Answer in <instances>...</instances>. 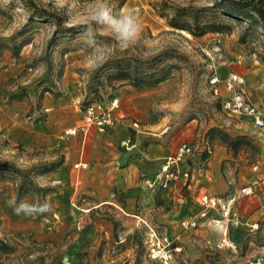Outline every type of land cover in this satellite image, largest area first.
Returning a JSON list of instances; mask_svg holds the SVG:
<instances>
[{
	"label": "rangeland",
	"instance_id": "rangeland-1",
	"mask_svg": "<svg viewBox=\"0 0 264 264\" xmlns=\"http://www.w3.org/2000/svg\"><path fill=\"white\" fill-rule=\"evenodd\" d=\"M34 2L59 16L63 28L75 26L78 30L59 33L54 19H33L21 0H0V164L28 174L34 167L59 162L66 156L69 161L57 170L59 175L34 178L39 194L27 200L47 201L52 210L43 215H16L8 205L15 197L14 184L0 180V242L14 250L9 255L0 252V264H163L148 256L150 228L169 237L171 264H249L264 256V184L256 196L241 198L237 203L241 223L231 230L239 247L234 253L216 248L219 233L213 229L184 230L180 225L202 210L198 190L203 187L209 194L215 183L197 188L195 201L201 207L197 213L172 214L171 223L163 222L160 215L166 209L159 208L155 198L145 204V211H139V220L112 204L94 208L99 202L90 194L93 182L79 175L75 165L83 143L85 153L93 155L94 144L102 145L105 140H117L118 150L129 154L130 163L147 143H162L146 133L166 130L165 135H170L175 144L172 155L182 144L190 143L198 146V158L202 160L209 130L219 128L234 138L247 136L255 149L234 156L218 141L210 143V165L204 167L212 169L214 156L223 150L224 159L217 171L227 186L223 195L210 194L227 197L253 178L264 181V133L255 130L250 120L225 113L221 104L227 91L220 84L216 95L210 84L213 74L221 79L240 74L246 79L248 96L264 108V31L248 29L247 21H228L232 28L229 33L196 38L170 28L159 13L163 4L204 8L211 7L215 0H110L117 10H137L142 22L137 41L121 48L114 34L101 26L94 24V35L85 34L90 17L81 7L84 0ZM69 4L76 11L71 19L66 11ZM101 36L110 40H102ZM94 40L98 45H109L107 54L94 52ZM17 50L19 56L15 57ZM165 51L179 56L170 61L177 69L169 80L154 87L113 82L112 88L97 72L112 57L147 60ZM46 88L53 93H43ZM116 100L119 123L112 132L104 133L105 138L67 135L83 122L88 107L97 104L110 108ZM58 123L67 124L57 138L59 145L43 148V135ZM139 136L149 139L132 148ZM181 167L186 170L185 165ZM0 174L8 171L0 168ZM47 188L53 193L43 200L40 190ZM176 206L183 211L184 206L175 203L172 210ZM256 224L259 229L252 231L251 226ZM176 247L179 250L174 251Z\"/></svg>",
	"mask_w": 264,
	"mask_h": 264
},
{
	"label": "crops",
	"instance_id": "crops-1",
	"mask_svg": "<svg viewBox=\"0 0 264 264\" xmlns=\"http://www.w3.org/2000/svg\"><path fill=\"white\" fill-rule=\"evenodd\" d=\"M48 123H50V120ZM66 125V123H58L57 127L53 125L50 129L48 127L46 134L43 135L44 140L42 147L45 149L56 148L60 143L57 138L66 129ZM97 130L90 129L88 132L90 137L103 138L105 136L104 133L108 134L113 131L102 132L99 129ZM146 134L148 136L160 138L162 143H147L143 146L139 156L130 163H128L129 154L121 153L118 150L117 140H105L102 145L94 144L93 155L87 152L85 153V143L80 146L79 158L75 162V165L78 166L79 170L77 172L79 175L86 176L88 181L94 183L90 184L92 187L90 194L94 195L99 202L94 208H98L101 205L112 204L120 208L125 215L141 220L142 216L139 215V211H145V204L151 203L156 198L159 204L158 207L166 209L165 213L160 215V220L171 223L172 214L173 217H175L174 214H194L201 209L195 201V194L199 185L203 184L204 186L210 187L212 183H215L216 187L214 189L211 188L212 192H209V194L223 195V193L227 191V186L222 180V175L217 171V166L221 165L224 159L223 150H220L219 155L214 156L212 169H205L202 160L198 158V152L196 153L194 159L195 161L199 160V163L194 162V159L192 160L191 167L194 165H196V167H192L193 180L190 185L186 186V189H182V186H185V181L183 179L172 182L166 189H161L159 187L155 190L150 189L145 181L157 178L165 160L172 156L175 144L172 138H170V135H165V131L160 134ZM87 135H84V137ZM148 139L147 136H139L137 144L133 145L132 148L138 147L142 141H148ZM66 149L70 150L71 148L68 147ZM68 161L69 158L66 156V158H64V164H68ZM72 164L73 163H71V165ZM209 165L210 163L208 160L206 167ZM80 167H83V169ZM257 169L258 166H255L254 170ZM58 172L56 171L45 177H52L55 174L59 175ZM143 175L145 178H143ZM199 192L202 193L206 191L201 187L198 190V193ZM111 197H114V199L112 200ZM174 203L184 206L183 211H178L177 206L172 210ZM239 232L240 230H237L236 236H239Z\"/></svg>",
	"mask_w": 264,
	"mask_h": 264
},
{
	"label": "trees",
	"instance_id": "trees-1",
	"mask_svg": "<svg viewBox=\"0 0 264 264\" xmlns=\"http://www.w3.org/2000/svg\"><path fill=\"white\" fill-rule=\"evenodd\" d=\"M31 11V17L37 20L54 19L59 33L76 32L75 26H65L59 16L49 9L35 3L34 0H21ZM159 13L166 19L170 28L180 32H187L193 37L200 38L208 34H225L231 31L228 21L249 23L248 29H262L264 31V0H215L211 7L196 8L194 6H160ZM102 40H110L109 37H100ZM171 51L147 60L129 56L112 57L107 59L98 69L100 76H105L110 87L114 88L113 82H121L120 86L130 85L137 88L154 87L170 79L172 72L177 66L170 64L172 59L179 56L171 55ZM18 57V50L14 52ZM43 93H53L50 89H44ZM218 141L223 144L228 152L237 156L242 151L255 149L253 142L247 136L231 137L219 128H211L208 132L207 149L203 159L209 157L208 148L210 143ZM64 160L50 164H43L34 167L30 173L26 174L21 170L0 164V168L7 170L8 174H0V180H9L14 184L15 198H34L38 193V188L34 178H40L56 172L63 165ZM53 193L52 188L40 190L43 200ZM0 252L9 255L14 252L9 244L1 241Z\"/></svg>",
	"mask_w": 264,
	"mask_h": 264
},
{
	"label": "built area",
	"instance_id": "built-area-1",
	"mask_svg": "<svg viewBox=\"0 0 264 264\" xmlns=\"http://www.w3.org/2000/svg\"><path fill=\"white\" fill-rule=\"evenodd\" d=\"M210 84L215 88L214 92L219 93L218 86L221 84L227 91V96L222 101V110L232 117L246 118L250 120L255 130L264 132V108L254 101L247 92V82L244 76L232 73L224 79L213 74ZM118 108L117 100L110 108L103 109L101 105L93 104L86 110L83 122L72 130L67 131V135L77 136L87 135L93 127L100 131L114 130L119 123L115 116V109ZM167 130L165 131V133ZM207 147L205 148V150ZM197 148L189 143L182 144L176 153L168 157L163 163L160 174L154 180H146V185L155 190L156 188L166 189L172 182L181 179L185 181V186L190 185L193 180L192 160L195 158ZM209 155L212 154L208 148ZM208 158L202 159V164H207ZM186 166V170L182 169ZM143 178L145 176L143 175ZM264 181L253 178L248 184L243 186L239 192L228 195L227 197L213 196L206 192L199 195V204L202 210L197 214L188 217L180 222L184 230H197L200 228H211L219 233L216 248L230 252H238L239 247L231 237V230L240 226V216L237 211V203L241 198L255 196ZM252 231L259 229V225H252ZM146 245H149L148 256L151 260H159L163 264H171L172 250L169 237L159 234L155 229L150 228V233ZM178 248H174L176 251ZM249 264H264V256L254 258Z\"/></svg>",
	"mask_w": 264,
	"mask_h": 264
},
{
	"label": "clouds",
	"instance_id": "clouds-1",
	"mask_svg": "<svg viewBox=\"0 0 264 264\" xmlns=\"http://www.w3.org/2000/svg\"><path fill=\"white\" fill-rule=\"evenodd\" d=\"M81 7L90 17V22L85 25V34H93V25L101 26L104 29L110 30L121 48H127L135 43L142 32V22L140 14L137 10L128 8L125 10H117L110 3V0H84ZM69 18L76 15L73 4H69L67 9ZM94 52L107 54L109 45H98L93 41ZM14 213L18 216H38L50 212L51 205L44 201L29 202L27 199L12 198L8 201Z\"/></svg>",
	"mask_w": 264,
	"mask_h": 264
},
{
	"label": "bare ground",
	"instance_id": "bare-ground-1",
	"mask_svg": "<svg viewBox=\"0 0 264 264\" xmlns=\"http://www.w3.org/2000/svg\"><path fill=\"white\" fill-rule=\"evenodd\" d=\"M177 251V250H176Z\"/></svg>",
	"mask_w": 264,
	"mask_h": 264
}]
</instances>
